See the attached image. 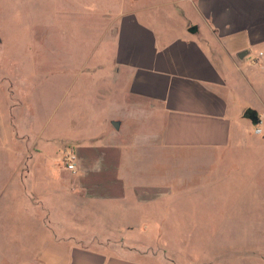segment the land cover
I'll list each match as a JSON object with an SVG mask.
<instances>
[{
	"label": "rangeland",
	"instance_id": "374dc122",
	"mask_svg": "<svg viewBox=\"0 0 264 264\" xmlns=\"http://www.w3.org/2000/svg\"><path fill=\"white\" fill-rule=\"evenodd\" d=\"M54 4L53 0H0V165L9 169L0 168V177L11 178L10 207L22 206V199L17 200L25 188L27 208L39 211L46 227L35 222L0 231V264H37L34 250L44 264H51L48 258L52 264H68L71 237L79 246L94 238L111 240V252L139 250L151 254L156 263L212 264L218 257H262L264 206L258 196L250 201L242 197V192L255 195L264 186L258 164L232 175L234 182L226 171L217 177L213 172L212 177L214 156L208 151H171L164 160L170 164L149 163L144 169L147 178L170 173V182L164 188H139V196L144 197L139 202L162 197L163 192L176 193L168 215L155 211L160 224L146 231L127 229L124 217L122 231H107L113 212L99 206L107 197L123 196L125 189L116 179L118 156L111 154L113 164L106 163L107 154L99 146L109 140L127 142L124 146L135 157L141 154L137 133L150 128L135 126L125 85L113 76L111 43L94 38L98 32L92 30L87 39L85 30L93 22L86 14L91 0H57L56 8ZM79 16L85 28L78 26ZM60 22L65 25L58 26ZM113 115L125 116L122 129L114 128ZM71 149L79 157L77 173L62 163ZM195 156L202 159L197 167ZM19 177L43 179L20 184ZM5 205L3 197L0 207ZM84 210H91L90 215L84 216ZM56 220L58 227L53 224Z\"/></svg>",
	"mask_w": 264,
	"mask_h": 264
},
{
	"label": "crops",
	"instance_id": "0c3cea01",
	"mask_svg": "<svg viewBox=\"0 0 264 264\" xmlns=\"http://www.w3.org/2000/svg\"><path fill=\"white\" fill-rule=\"evenodd\" d=\"M53 1L56 8L57 0ZM91 6L86 12L93 20L85 30L89 33L87 39L97 31L94 38L111 43L113 76L119 85H125L130 99L127 103L137 119H133L137 121L135 126L150 128L137 133L141 154L135 157L124 146L127 142L109 140L99 146L101 153L107 154L106 163L113 164L111 154L118 156L114 164L116 179L125 189L123 196L107 197L99 206L102 211L113 212L107 220V231H122L120 221L124 217L127 229L146 231V227L160 224L154 218L156 210L163 211L158 215H168L172 206L169 201L176 193L163 192L162 197L139 202L144 197L137 190L169 184L170 173L159 172L148 178L143 173L149 163L170 164L164 160L171 151L211 152L212 177L226 171L233 182L232 175L238 171L244 174L257 163L264 181V0H91ZM154 10L157 13L151 12ZM80 18L78 26L85 28L87 24ZM251 115L257 118L252 121ZM124 117L113 115L111 122H120L122 129ZM256 128L262 133L256 134ZM193 162L197 167L202 159L195 156ZM99 164L101 168V161ZM5 167L9 171L7 165H0ZM5 178L0 177V202L6 199V205L0 207V231L35 222L45 227L38 218L39 211L27 208L25 188L18 194L17 202L22 199V206L10 207L11 178ZM42 179L19 177L18 183L30 180L37 184ZM259 190L255 195L244 191L242 197L250 201L258 196L264 206V186ZM55 211L52 206L50 213ZM90 213L84 210V216ZM53 224L58 227L60 221ZM69 241L73 244L68 264H171L156 263L150 259L151 254L134 249L113 253L108 249L111 240L104 243L94 238L82 246L74 237ZM32 252L34 261L44 264L37 250ZM48 259L52 264V258ZM212 264H264V255L253 259L240 255L218 257Z\"/></svg>",
	"mask_w": 264,
	"mask_h": 264
},
{
	"label": "built area",
	"instance_id": "2783aa9c",
	"mask_svg": "<svg viewBox=\"0 0 264 264\" xmlns=\"http://www.w3.org/2000/svg\"><path fill=\"white\" fill-rule=\"evenodd\" d=\"M262 129L261 128H256V134H261ZM78 162H79V157L78 154L71 149L70 151H67L64 153L62 157V163L63 165L71 172L77 173L78 172Z\"/></svg>",
	"mask_w": 264,
	"mask_h": 264
},
{
	"label": "water",
	"instance_id": "95a60500",
	"mask_svg": "<svg viewBox=\"0 0 264 264\" xmlns=\"http://www.w3.org/2000/svg\"><path fill=\"white\" fill-rule=\"evenodd\" d=\"M256 118H257V117H254L253 115L250 116V119H251L252 121H254ZM112 124H113V126H114L115 129H117V130L120 129V122H118V121H113Z\"/></svg>",
	"mask_w": 264,
	"mask_h": 264
}]
</instances>
